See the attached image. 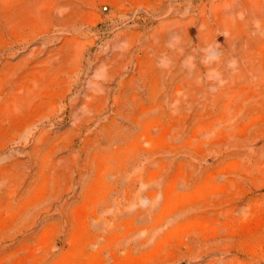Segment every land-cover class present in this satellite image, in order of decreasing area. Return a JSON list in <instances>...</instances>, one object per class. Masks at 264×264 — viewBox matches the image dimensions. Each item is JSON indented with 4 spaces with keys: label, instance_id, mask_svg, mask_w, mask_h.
Instances as JSON below:
<instances>
[{
    "label": "rangeland",
    "instance_id": "374dc122",
    "mask_svg": "<svg viewBox=\"0 0 264 264\" xmlns=\"http://www.w3.org/2000/svg\"><path fill=\"white\" fill-rule=\"evenodd\" d=\"M0 264H264V0H0Z\"/></svg>",
    "mask_w": 264,
    "mask_h": 264
}]
</instances>
